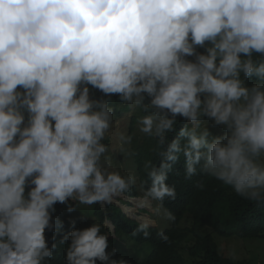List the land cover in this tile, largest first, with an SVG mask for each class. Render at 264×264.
<instances>
[{
	"label": "clouds",
	"instance_id": "1",
	"mask_svg": "<svg viewBox=\"0 0 264 264\" xmlns=\"http://www.w3.org/2000/svg\"><path fill=\"white\" fill-rule=\"evenodd\" d=\"M113 96L146 113L138 130L161 159L145 162L139 204L157 202L165 226L181 156L186 178L199 172L264 202V0H0V264H52L45 232L63 226L57 204L71 212L69 201L119 203L132 191L134 174L109 170L113 144L133 140L113 132ZM138 219L132 235L148 238L155 221ZM107 226L62 236L65 264H127L106 251ZM227 258L240 259L235 247Z\"/></svg>",
	"mask_w": 264,
	"mask_h": 264
},
{
	"label": "trees",
	"instance_id": "2",
	"mask_svg": "<svg viewBox=\"0 0 264 264\" xmlns=\"http://www.w3.org/2000/svg\"><path fill=\"white\" fill-rule=\"evenodd\" d=\"M254 81H249L252 83ZM94 96L99 98L102 94L93 90ZM112 104L116 116H121L124 112H132V119L129 127V134L132 140V158L136 161L137 173L139 174L138 184L134 185L129 193L132 197L143 194L144 189L151 186V180L147 176L144 165L151 161L153 165L159 167L161 157L156 148V140L150 139L144 134L134 132L135 124L140 116L146 113L139 109L133 111L128 105H121L118 97L113 96ZM184 121L178 117L176 131L168 134L169 141L175 138L179 127ZM213 134H218L213 132ZM220 134V133H219ZM147 183H143V182ZM203 183L204 187L198 188L197 184ZM166 184L174 187L176 198L165 197L163 203L167 204L171 213L176 216V220L171 222L170 229L163 230L164 235H168L170 243L160 240L157 233L159 230L150 229V236L144 238L142 234L133 236V228L130 222L123 216L121 209L114 205H108L102 209L100 204L92 205V211L87 217L86 209L82 205L69 201L73 206V211H67L63 204H57L53 218L62 221V228L46 230L45 236L49 244L56 243L52 264H65V251L70 241L65 240L60 243L61 237L66 235L73 227L84 229L90 227L95 220L99 223L111 220L118 229L129 233L136 243L141 244L144 240L151 244L150 254L142 261L143 264H250L249 261H232L219 252V246L215 238L237 237L241 239L264 238V202L254 203L238 196L230 186L224 185L221 181L204 176L199 172L191 178L185 177V161L181 158L172 165V170L168 173ZM170 199V200H169ZM187 218L192 224L180 225L182 220ZM73 221L75 222L73 225ZM109 248L106 251L115 249L116 256L125 261H129V254L121 252L122 247H118L119 242L115 238L107 235ZM188 238V245L182 244V240ZM155 242V243H154ZM116 255V256H115ZM119 260V259H118ZM97 264H100L97 261Z\"/></svg>",
	"mask_w": 264,
	"mask_h": 264
},
{
	"label": "rangeland",
	"instance_id": "3",
	"mask_svg": "<svg viewBox=\"0 0 264 264\" xmlns=\"http://www.w3.org/2000/svg\"><path fill=\"white\" fill-rule=\"evenodd\" d=\"M113 132L115 133L116 131H121V130H126L127 133L129 134V127L132 119V112H124L121 116H116L114 113V118H113ZM135 130L134 132L142 134L138 130V124H135ZM219 128H213L211 129V132H217L218 134L220 133ZM103 143H110L109 140L103 141ZM124 151L121 150L119 146H115L113 144V148L110 149L109 153H106V155L111 157V164L112 167L109 170H115L119 171L121 174H134L136 176V184L139 181V174L137 173V166H136V161L133 160L132 155H128L127 152L132 149V143L130 145H125L124 146ZM132 152V151H131ZM103 162V158H102ZM135 204H139V201L136 200L134 201ZM154 201H152V209L147 210L148 212L150 211L151 213L155 212L154 209L157 207V202L153 204ZM107 205V204H106ZM83 208L86 209L87 217H89L92 207L87 206V205H82ZM145 207V206H141ZM131 210V209H130ZM126 212L132 216H134L133 212L127 211ZM161 215L159 217H155L154 213L152 214L151 217H149V220L155 221V224L157 226V229L163 230L166 226L163 221H167L163 218V213H160ZM135 217V216H134ZM90 218H93L95 220L94 223H98L97 219L93 216ZM169 222V221H168ZM182 225L186 224H192L191 220L184 218L182 220ZM151 225V224H150ZM162 225V226H160ZM181 225V226H182ZM153 226V225H151ZM218 246H219V252L227 256V252L232 248L235 247L237 255L240 257L239 260H245L249 261L250 264H264V238H254V239H241L237 237H219L215 238ZM187 242H190L188 238H184L182 240V244L188 245ZM126 245H134V249H145L146 252H143L144 254H149L151 246L149 243H144L143 245L137 246L134 241L129 237L127 239L126 243H122V248H124ZM136 251V250H135ZM138 253V251H136ZM141 252V251H139ZM140 260H142L141 256H138Z\"/></svg>",
	"mask_w": 264,
	"mask_h": 264
},
{
	"label": "bare ground",
	"instance_id": "4",
	"mask_svg": "<svg viewBox=\"0 0 264 264\" xmlns=\"http://www.w3.org/2000/svg\"><path fill=\"white\" fill-rule=\"evenodd\" d=\"M140 196H142V195H140ZM140 196L132 197V196H130V194H128L119 203H112V204H107V205L106 204H100V206H101L102 209H105L108 205H114V206L118 207L119 209H121V211L124 210L125 213L122 212L123 213V216L126 218V220L128 222H130V226H133V225L138 226V224H137V220L139 221L138 218H140V219H148L149 220V217L146 215L148 213V211L147 212H143V210L144 209H146V210H151L152 209V202L150 204L143 205L145 207H141L142 205H138V204H135L134 203V201H136V200L139 201V197ZM71 202H73V203L76 204L75 201H71ZM126 210L127 211H130V213L132 211L135 217L132 216V215H130V214H128L126 212ZM107 222H108V226L107 227H102L101 228V232L102 233H107V235L112 236L113 238H116V241L117 242L126 243V241H127V234H125L123 228L122 229H118L116 227L115 223L113 221H111V220H107ZM98 223H99V221H98ZM103 223H101V224L103 225ZM180 225H182V223ZM154 227L157 228L156 224H155ZM170 227L171 226H169V227L166 226L163 230L170 229ZM144 241H146V240H144ZM144 241L140 245H143L144 243H146ZM150 246H151V244H150ZM120 250L123 253L129 254V261H127V264H143L142 263V260H140V258L138 256H136V253L137 252L134 249V245H130V246L129 245H126L124 248H122ZM149 254H150V252H149ZM120 256L121 255L119 254V257Z\"/></svg>",
	"mask_w": 264,
	"mask_h": 264
}]
</instances>
